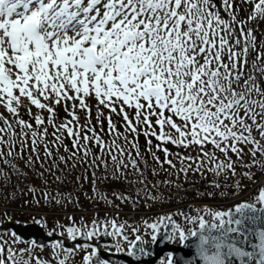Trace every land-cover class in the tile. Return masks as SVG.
<instances>
[{
    "label": "snow or ice",
    "instance_id": "6c2138e0",
    "mask_svg": "<svg viewBox=\"0 0 264 264\" xmlns=\"http://www.w3.org/2000/svg\"><path fill=\"white\" fill-rule=\"evenodd\" d=\"M241 3L251 6L247 22L264 20V0ZM222 5L230 19L213 10L217 8L213 0H0V103L18 116V108L27 101L30 115V106L49 114L47 118L36 114L35 125L46 123L54 129L50 134L48 127L34 129L17 119L21 132L16 133L0 115L7 125L0 133L30 134L31 151L37 152L43 145L48 157L53 155L48 143L58 146L69 138L73 156L82 152L84 158L93 156L92 163L107 167L103 155L89 148L95 144L100 153H107L116 172L129 165L140 172L136 158L125 147L130 145L140 157V135L157 164L176 168L171 158L175 156L185 175L189 170L203 175L206 170L225 179L228 173L235 176L236 161L229 153L240 161L251 153L253 165L264 168V159H256L257 153L264 157V86L256 77L245 78L244 72L250 50L256 52L254 65L264 60V51H257L254 30L237 19L235 0H222ZM257 71L264 76V67ZM89 100L95 101L96 117ZM57 105L70 117L60 124L56 123ZM78 113H83L84 123ZM113 115L122 122L123 132ZM93 119L101 125L100 131L107 121L105 135L113 137L110 144L93 126ZM49 135L54 140L46 143ZM5 143L0 136V145ZM169 145L197 155L173 153ZM64 150L69 151L67 147ZM157 151L163 152V160ZM11 155V151H0V158ZM212 186L219 188L220 184L213 181ZM202 211L212 217V223L203 215L189 218V222L198 220L199 232L192 231L191 236L198 239L197 251L204 264H228L231 257L240 258L241 264H264V189L255 203H240L228 211ZM257 222L260 227L252 232L258 240L255 252L245 251L238 244L247 239L248 227ZM112 226L116 228L114 223ZM148 227L157 229L156 224ZM174 227L181 241L188 239L179 225ZM66 231L73 240L78 234L88 239L96 234L94 230L83 233L75 226ZM119 233L116 228L106 234ZM27 251L18 253L0 244V264H30L23 254ZM65 252L71 254L68 249ZM89 260L85 257V264ZM35 264L47 262L37 259ZM59 264L66 261L61 259ZM167 264H173L171 257Z\"/></svg>",
    "mask_w": 264,
    "mask_h": 264
},
{
    "label": "trees",
    "instance_id": "16d2710c",
    "mask_svg": "<svg viewBox=\"0 0 264 264\" xmlns=\"http://www.w3.org/2000/svg\"><path fill=\"white\" fill-rule=\"evenodd\" d=\"M121 132L124 131L119 126ZM104 132H106L104 130ZM102 139L112 142L113 137L111 135L103 136L100 133ZM153 145L156 144L154 138ZM141 142L140 157H136V151L125 145L128 151L137 160L140 172L129 167L127 169H121L120 172L115 171V165L110 161L107 153H100L96 145L90 146L92 153L96 155H103L107 161V167L104 164L92 163L93 156L84 158L82 154L78 155V161L73 157L72 149L69 151L59 149V152L54 151L52 157H48L44 154L39 156L38 160L34 159L31 163L25 159L22 160H10L11 164H0L4 173L1 176L0 173V199L6 197L11 202L17 201L23 205H33L34 203H46L50 202V198L54 199V206H67L76 205V207L87 208L94 205H107L106 201L109 200L116 205L122 207L131 208L132 195L128 193V189L131 190L133 182L138 179H142L143 183L152 184L151 190L153 196L157 191H163L170 186L173 187V182L185 187L186 179L185 174L179 171L182 167L180 161L175 157H171L176 163V168H170L167 164L161 167L152 158L151 152L148 151L146 140L143 135L138 137ZM118 143L123 144V140H119ZM173 153L184 152L189 154L190 150H182L175 146H168ZM154 149V148H152ZM195 152V151H194ZM65 157L64 161L60 160V157ZM163 160L161 152L157 155ZM71 159V160H67ZM85 159L87 162H84ZM0 162L3 160L0 158ZM187 161L183 166L187 165ZM14 165V167H13ZM155 172V174H153ZM142 173V175H141ZM9 180L6 181V178ZM148 188V186L145 184ZM41 191L48 192L46 197L42 195ZM108 193L111 199H106L102 194ZM38 195L36 202L33 200V195ZM97 195V197H95ZM100 195V196H98ZM157 195V194H156ZM159 196L162 194H158ZM158 197V196H155ZM153 201L156 202L157 199ZM123 198V199H122ZM138 201H142L139 199Z\"/></svg>",
    "mask_w": 264,
    "mask_h": 264
},
{
    "label": "water",
    "instance_id": "95a60500",
    "mask_svg": "<svg viewBox=\"0 0 264 264\" xmlns=\"http://www.w3.org/2000/svg\"><path fill=\"white\" fill-rule=\"evenodd\" d=\"M257 207L259 208L261 206ZM156 225V240L137 241L135 243L136 247L132 248V255H129V253L128 255L122 253H120L122 255L112 254L104 251L101 252L102 249H97L95 254H93L94 257L93 255L90 257V262L92 264H99V261L107 264H165L168 261V259L165 258V256H167L168 258H172L173 264H204V260L198 255L197 251L198 239L197 237L191 236L192 231L199 232L198 226L191 232H184L188 239L184 241L179 239L178 242L177 237L179 238V233L174 227V225H178L176 221L163 219ZM3 227L6 230H11L12 235L15 234L19 241L31 240L34 243H40V245L47 244V242H54L62 245V247L59 248H62L63 250H70V255H72L78 247L83 245L92 244L94 247H97L96 243L99 239H106L105 234L107 233L104 232L105 234L99 233V235H94L90 240H88L85 235L78 234L77 238L73 240L64 238L62 235H55V231L45 233L40 229V226L36 224L8 221L5 222ZM259 227V222H257L256 225H250L248 227L247 239L243 243H239L238 246L245 251L255 252V245L258 243V240L252 235V232ZM49 233H51V235H49ZM107 241H109V238L106 239V242ZM141 249H143V251H141ZM70 255L66 253L65 257H69ZM228 264H241V259L231 257ZM250 264H255V261H251Z\"/></svg>",
    "mask_w": 264,
    "mask_h": 264
},
{
    "label": "rangeland",
    "instance_id": "374dc122",
    "mask_svg": "<svg viewBox=\"0 0 264 264\" xmlns=\"http://www.w3.org/2000/svg\"><path fill=\"white\" fill-rule=\"evenodd\" d=\"M249 62L247 63V66L249 67ZM252 68V67H251ZM251 68H249L250 70H252ZM94 102V104L92 105L94 108H96L95 107V101H93ZM25 105H28V102L27 101H24V103L18 108V113H24V119L25 120H34V116L36 115V114H40V115H42V116H44L45 118H47V116L49 115V114H47V113H45L44 111H42V110H39V109H36L35 108V106H30L31 107V112H32V114L30 115L29 113H28V110H27V107L25 106ZM98 111V110H97ZM0 115H3L4 117H6L7 118V120H8V122L12 125V130L13 131H15L16 133H20L21 132V128H20V126L16 123V116H14L13 114H11V113H8L7 112V110L4 108V106H3V103H0ZM68 119H69V117H68ZM14 122H15V124H14ZM56 123L57 124H60L57 120H56ZM43 127H48V131H49V133L51 134V132H53L54 131V129L50 126V125H47L46 123H45V125H42L41 126V129L43 128ZM0 128H7V125L4 123V120H0ZM23 131H29V130H27V129H25V130H23ZM0 134H4V135H10V134H6V133H0ZM18 136L20 137V138H23V136L22 135H20V134H18ZM52 137L53 136H51V135H49V136H47V137H45V142H48L49 140H51L52 139ZM257 139H259V136H257ZM25 140L26 141H28L27 143L30 145V143H31V138H30V135L28 136V137H26L25 138ZM249 148L251 147L250 145L248 146ZM245 151H247V148L245 149ZM231 157H232V159H233V161H236V164H235V169H236V175L235 176H232L230 173H228L227 174V176H228V181L229 180H233V183H235L236 185L237 184H239V189L238 190H240V189H243V188H245V189H247V188H249L250 187V185H251V181L250 180H248V178H246V171H247V168L249 169V170H251V171H255V169H253V167H251V165L253 164V162H252V157H251V153H249L248 155H246L245 157H244V159H243V161H240V160H237V157L235 156V155H232V154H229ZM222 158H223V156H222ZM256 159H258V156H256ZM244 165H248L247 167H245ZM250 165V166H249ZM237 188V187H236ZM140 191V188L139 187H137L136 189H135V192H139ZM232 198V197H231ZM231 198H229V199H231ZM4 201H7V199H5ZM1 215V217H0V220H2V219H4V217H5V214L4 213H1L0 214ZM17 215H15L14 217H16ZM97 216L96 215H94V214H87V215H82V216H75L74 218H76L77 220H78V223H80V224H82V225H86V224H88L89 222V220L92 218H96ZM101 218H106V216H100ZM96 219H98V218H96ZM6 237H3L2 239H0V243H5V242H10V239L9 238H7V239H5ZM5 240V241H4ZM18 248H21V247H18ZM18 248H16V250L18 249ZM19 251V250H18ZM45 253H47L48 254V250H45L44 251ZM24 257L26 258V259H28L29 258V254L27 253V252H25V255H24ZM78 263H79V261H78ZM30 264H33V263H30ZM35 264V263H34Z\"/></svg>",
    "mask_w": 264,
    "mask_h": 264
}]
</instances>
